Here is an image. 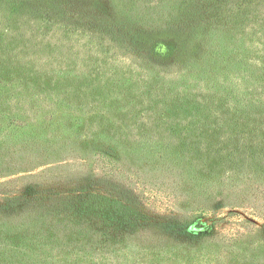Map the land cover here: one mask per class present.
Returning a JSON list of instances; mask_svg holds the SVG:
<instances>
[{
    "label": "trees",
    "instance_id": "trees-1",
    "mask_svg": "<svg viewBox=\"0 0 264 264\" xmlns=\"http://www.w3.org/2000/svg\"><path fill=\"white\" fill-rule=\"evenodd\" d=\"M111 1L122 5L129 24L140 23L143 26L155 25L159 28L177 23V14L194 5L200 10L204 6L210 8V11L207 8L203 11L205 16L207 13H221L226 19L224 22L231 26L234 23L230 20L240 18V8L246 5L240 0ZM254 1L248 0L247 7L264 11V0L252 4ZM18 4L20 8L17 10ZM248 11L247 20L252 17V12L249 9ZM190 25L194 29L200 27L195 19ZM218 30L214 28L207 35L210 37L207 45L215 51L223 44ZM88 38L91 40L88 41ZM240 45L247 59L244 58L242 63L243 72L232 80L235 85L231 86L229 95H226L228 86L225 81L218 86L217 91L213 87L203 88L201 84L199 89H192L189 86L192 83L183 84L171 72H155L137 66L139 60L130 54L128 45L119 36L100 26L91 15L76 13L71 2L0 0V165L3 163L1 153L7 150L5 147L9 142L5 132L1 131L9 129L14 123L21 127H34L38 116L46 111L53 112L58 106L66 108L74 115L90 117L93 123L88 132L104 140L105 144L117 146L119 141L115 136L120 134L117 133V127L114 125V130H109V135L114 134L113 138H109L102 135L104 130H101V125L106 127L107 122L112 121L111 115L115 114V109L116 112L120 111V106L113 101L117 91L125 93L116 87L117 76L121 71L118 65L121 62L128 61L133 64L128 68V82L132 85L131 91H137L129 94L132 97L130 101L136 100L144 106L139 111L135 125L130 127L129 124L130 129L127 126L125 135L120 134L136 144V151L123 154L122 149L119 155L118 148L113 149L108 144L105 145L106 151H110L113 157L106 151L95 152V155L112 157L110 166L105 170L109 175L122 176L127 182H118L98 174L99 168L91 162V158L73 160L74 158L69 157L65 160H73L74 164L80 166H72L77 170L72 175L74 179L69 183H36L35 188L29 189L30 198H27V192H22V187L0 192V255L5 254L4 263L51 264L48 254L44 255L42 252L52 248L56 256L62 255L61 251L70 248L67 245L74 244V239L80 240L84 250L89 252L87 247H95L99 245V241L109 238L114 219L110 216L111 212L118 217L122 215L128 225H133L132 221L138 224L141 221L142 225L147 226L143 234L146 233L149 240L147 249L151 251L150 264H158L156 257H152L155 252L160 251L158 258L168 253L164 257L169 259L170 254L175 251L166 250L165 242L169 238L176 240V237H185L184 226L188 223V218L177 205L162 206V202L149 200L153 208H149L150 212L137 205L134 197L136 192L131 190L136 177L133 172L137 171L126 168L125 164L119 166L121 159L135 154L141 155L145 161L162 160L164 164L169 162L171 166L184 163L190 180L196 186L212 183V180L202 179L206 169L224 167L223 178L220 179L224 186L221 196L216 198L218 201H212L209 197L207 203H211V206L207 203L202 206L203 212L211 213L207 223H211L212 228L214 226L213 230L217 234L226 232L228 239H233L240 232V228L243 229L246 225L256 228V219L264 222V216L262 218L257 210L259 204L250 202L255 203L259 194L264 196V184L261 183L264 182V148L260 142H256L253 133L245 131V127L241 129L238 122H243L249 112L262 110L264 113V95L250 89L252 76L256 70L261 71V66L252 62V51L247 44L242 42ZM97 47L99 50L91 55L90 48ZM232 49L237 48L234 46ZM55 53L63 54L60 57L62 59L64 55H89L94 70L87 73L79 67L65 70L63 64L54 66L48 60ZM135 72H142V75L135 76ZM144 73H147L146 77L143 76ZM235 86L243 98L240 102L234 100L237 98ZM99 97L104 98L102 104L94 101L99 100ZM226 97L233 99V107L226 106ZM153 104H157L155 109ZM231 116L237 119L239 116V120L234 122ZM161 118L168 119L164 126L160 123ZM257 118L255 116L254 119ZM5 120L7 125L4 124ZM79 120L81 121L76 119L74 124ZM235 124L237 127H234ZM161 127H164V131ZM182 155L189 156V159L183 160ZM8 169L2 167L0 176ZM128 171L131 175H127ZM72 181L74 182L71 183ZM241 192L244 198L247 196L249 199L246 205L239 199ZM251 193L253 199L250 197ZM224 197H230L231 204L226 207L221 204ZM21 204H26L27 208H19ZM224 208H227L226 212H219ZM100 212L102 214L99 215ZM106 212L108 216L104 215ZM54 231H58V238L63 242L69 238V243H64L63 248L49 246L52 241H43L49 236L53 239ZM16 234H25L28 246H38L37 258L32 259L34 251L25 252L24 247L5 248L14 245L10 239L4 238ZM207 236L209 238L210 235L204 233L203 237ZM157 246L159 248L155 251L154 247ZM93 251L96 253L97 249L93 248ZM56 256L51 255V258L55 259ZM172 262L173 260H167L165 264ZM61 263L63 262L60 261L59 264Z\"/></svg>",
    "mask_w": 264,
    "mask_h": 264
},
{
    "label": "rangeland",
    "instance_id": "rangeland-1",
    "mask_svg": "<svg viewBox=\"0 0 264 264\" xmlns=\"http://www.w3.org/2000/svg\"><path fill=\"white\" fill-rule=\"evenodd\" d=\"M63 1L71 2L76 13L85 16L91 15L100 26L112 30L116 36H119L128 45L130 54L139 60L140 63L137 66L155 72H171L174 74L173 76H178L177 78L183 84L192 83L189 85L192 89H199L201 84L203 88L213 87L217 91L218 86L225 81L224 83L229 87H226V95H229L231 86L235 85L232 80L243 72L241 69L242 63L244 58L247 59V55H244L241 50L242 46L240 44L243 42L252 51V62L261 66V71L256 70L257 72L252 76L250 89L264 95V11L259 12L258 9H253L252 6L247 7L248 0H240L244 1L246 5L240 8L241 12L238 14L240 18H237V20L228 19V21L234 23L231 26L224 22L226 19L221 13L218 15L207 13L205 16L203 11L206 8L210 11V8L204 6L200 10L194 5L185 12L177 14V17H179L177 23H172L164 28L155 25L143 26L140 23L136 25L129 24L122 5L115 1ZM257 1L255 0L252 4ZM19 8L20 4L16 6L17 10ZM247 8L252 12V17L249 20H247L249 16ZM241 13L243 14L242 18ZM193 19L200 24L197 29L190 25ZM214 28L219 29L218 31L223 39L222 47L217 48L218 51L209 48L207 45V41L210 40L207 35ZM89 40L91 39L88 38ZM234 46L237 49L233 50ZM98 50L99 47L96 49L90 48L91 55ZM87 54H89V50H87ZM62 55L55 53L54 57L48 61L58 67L59 64H63L65 70L78 67L79 69L83 68L87 73L94 70L93 65L90 64L89 55L79 57L64 55L63 59L60 58ZM69 55L72 54L69 53ZM132 65L128 61L121 62L118 65L121 71L117 76L116 83L118 85L116 87L125 93L117 91L116 99L113 102L120 106V111L116 112L115 109V114L111 115L112 121L107 122L106 127L101 125V130H104L102 135H107L109 138L114 136V134L109 135V130H114V127H117V133L125 135L124 131L127 126L129 124L130 127L135 125L139 111L144 108L140 102L130 101L132 97L129 94H135L137 91V89L131 91V84L128 82V75H130L128 68ZM138 74L142 75V72H135V76ZM146 74L144 73L143 76L146 77ZM241 80L243 82V79ZM235 94L237 98L235 97L234 100L240 102L242 97L236 86ZM94 101H99L102 104L104 98L99 97V100L95 99ZM233 104V99H227L226 97V106L230 108V105L233 107ZM156 105H152L153 109L157 107ZM232 111L231 109L230 113ZM72 113H69L66 108L58 106L53 112L46 111L38 116L34 127H21L14 123L9 129L1 131L5 132L9 142L5 147L7 150L1 153L3 163L1 162L0 169L2 167L9 169L2 172L0 176V192L22 187V192H27L26 196L30 198L31 191L29 189L35 188L36 183L43 184L52 181L69 183L74 179L72 175L77 170L72 166L80 167L78 164H74L73 160L85 157L91 158V162L99 168L98 174H103L108 178L111 177L112 180L118 182H127L122 176L109 175L105 170L106 167L110 166V161L113 159L111 152L106 151V146L109 144L113 149L118 148L119 155H121L122 149L123 154L132 150L136 151V144L129 142L120 134L115 136L116 140L119 141L117 146L110 143L105 144L104 140L88 132V128L93 123L90 121V117ZM255 116H258V118L254 119ZM78 118L81 121L79 120L74 124V121ZM231 118L234 122L239 120V116L238 119L234 116H231ZM166 120L168 119L161 118L160 123L164 126ZM238 122L241 129L245 127V131L253 133L256 142H260L264 148L263 111L249 112L243 122ZM7 123V120H5L4 124L7 125ZM130 127L128 126L129 129ZM234 127H237V124ZM160 129L164 131V127ZM102 151H106L112 157L95 155ZM188 152L189 150L186 153ZM69 157L74 159L66 161L65 158ZM181 157L183 160L185 158L189 159V156L182 155ZM122 164H125L126 168L137 171V173L133 172L136 177L135 181L131 182V190L136 192L134 197H136L137 205L140 208L147 209L146 212H150L149 208L153 209L150 202H162L164 203L162 206H165V204L177 205L176 207L184 215H187L188 223L184 226L185 237H176V240L174 238L167 239L164 247L166 250L173 249L175 252L170 254L169 259L164 257L169 255L168 253L162 254L161 258H158L160 251L153 253L152 257H156V263L165 264L167 260H173L172 264H264V226H262L264 222L262 220L256 219V228L247 225L243 229L240 228V232L233 239H228L229 235L226 232L217 234L213 230L214 226L212 228L211 223H207L211 218V213L203 212L202 206L209 201V197L212 201H218L216 198L221 196L224 186L220 179L223 178L224 167L215 166L214 169H206L202 179L204 181L212 180V183L205 186L197 184L196 186L190 180L188 168L184 163L179 166L173 164L171 166L169 162L164 164L162 160L145 161L141 155L135 154L130 155V158L121 159L119 166H122ZM127 175H131L130 171L127 172ZM90 177H93V175H90ZM261 183L264 184V182ZM153 196L155 197L152 198ZM250 197L251 199L254 198L252 193ZM239 199L243 205L249 203L248 197L244 198L243 192L240 193ZM222 201H224L221 202L224 207L231 204L230 197H224ZM250 202L251 204H259L257 210L263 218L264 196L259 194L255 203ZM207 204L211 206V203ZM19 208L26 209L27 205L21 204ZM226 211L227 208H224L219 212ZM104 215L108 216V212ZM110 216L114 219L109 238L99 241V245L95 247H87L90 250L89 252L84 250L85 247L82 246L80 240L74 239L75 243L67 245L70 248H64L61 251L62 255L56 256L52 248L44 250L42 253L44 255L48 254L51 264L55 259H57V262H54V264H59L60 261L63 262L61 264H150L151 251L147 249L149 240L145 236L146 233L143 234L147 230V226L142 225L141 221L139 224L132 221L133 225H128L122 215L118 217L113 212L110 213ZM54 232L55 234L52 233L53 239H50L49 236L48 239L43 240L52 241L49 246H61L63 248L64 243H69L68 237L63 242L62 239L58 238V231ZM204 233L210 235L209 238L208 236L204 238ZM4 239H10L14 245L5 246L6 249L9 247L15 249L24 247L26 248L25 252L34 251L35 254L32 259L38 257V246H28L25 234H16ZM22 244L26 246H22ZM93 248L97 249L96 253H94ZM154 248L156 251L159 246ZM50 254L56 256V258H51ZM4 257L5 254L0 255L1 264H5ZM25 264L31 263L26 262ZM34 264L39 263L34 262Z\"/></svg>",
    "mask_w": 264,
    "mask_h": 264
}]
</instances>
